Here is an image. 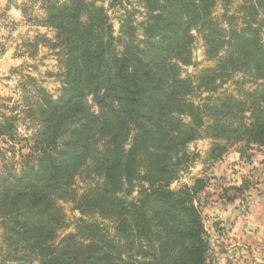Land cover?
I'll use <instances>...</instances> for the list:
<instances>
[{"label": "trees", "instance_id": "16d2710c", "mask_svg": "<svg viewBox=\"0 0 264 264\" xmlns=\"http://www.w3.org/2000/svg\"><path fill=\"white\" fill-rule=\"evenodd\" d=\"M142 1L140 33L128 19L117 38L102 0H43L63 93L43 92L29 106L34 146L20 170L0 177V264H207L198 207L206 182L171 185L195 158L188 145L205 135L222 142L220 153L264 147V0H243L234 13V0ZM219 2L225 12L217 18ZM193 32L216 66L183 78ZM232 80L254 89L193 99ZM11 119L0 136L13 137ZM63 202L83 218L59 239Z\"/></svg>", "mask_w": 264, "mask_h": 264}, {"label": "rangeland", "instance_id": "374dc122", "mask_svg": "<svg viewBox=\"0 0 264 264\" xmlns=\"http://www.w3.org/2000/svg\"><path fill=\"white\" fill-rule=\"evenodd\" d=\"M242 1L234 0L228 11H238ZM100 4L107 10L117 38L123 21H132L140 33L148 16L142 0H102ZM43 6V0H0V131L8 128V118L15 121L13 137L0 136V177L13 168L20 170L22 155L28 154L34 146L32 136L38 125L28 117L29 106L35 105L43 92L53 99L63 93L64 69L58 56L60 50L53 46L57 33L43 25ZM224 12L219 2L214 15L220 18ZM193 33L196 36L192 45L193 61L191 66L182 68L183 78L216 66V61L206 58L203 39ZM240 78L237 75L235 80ZM209 89V92L203 89L196 92L193 99L197 104L223 94L240 96V92L254 89V85L246 82L240 88L232 80L213 91ZM87 103L92 105V98ZM221 143L206 135L191 142L188 152L195 158L180 172L171 189L191 186L198 178L206 182L205 190L198 197V207L209 242L207 264H264V260L257 259L254 253L260 252V246L254 248L249 237L258 233L249 223V215L254 198L259 197L264 147L251 145L246 148L243 144H235L220 153L218 147L224 146ZM77 185L82 193L84 184L80 179ZM136 196L137 192L128 200ZM61 205L66 214V226L58 232L59 239L74 233L76 224L83 218L73 202ZM237 221L242 222V227L236 226ZM2 247L4 239L0 228V253Z\"/></svg>", "mask_w": 264, "mask_h": 264}, {"label": "crops", "instance_id": "0c3cea01", "mask_svg": "<svg viewBox=\"0 0 264 264\" xmlns=\"http://www.w3.org/2000/svg\"><path fill=\"white\" fill-rule=\"evenodd\" d=\"M262 154L264 155V151L262 152ZM259 172L261 177L259 197L254 198L249 215V223L251 224L253 229L257 230L258 233L249 237L254 244V248L256 246H260L259 253L254 251V253L257 255V259L264 260V168L260 169ZM242 225L243 224L241 221L236 222L237 227H242Z\"/></svg>", "mask_w": 264, "mask_h": 264}]
</instances>
